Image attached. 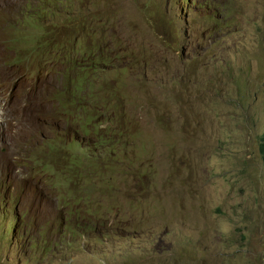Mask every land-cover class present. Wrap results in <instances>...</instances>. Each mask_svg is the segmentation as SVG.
Instances as JSON below:
<instances>
[{
	"label": "rangeland",
	"instance_id": "374dc122",
	"mask_svg": "<svg viewBox=\"0 0 264 264\" xmlns=\"http://www.w3.org/2000/svg\"><path fill=\"white\" fill-rule=\"evenodd\" d=\"M58 1L0 0V129L29 98L25 126L35 135L0 171V207L16 198L32 213L12 245L0 222V264H264V0H60L65 12ZM84 6L97 17H85ZM67 18L87 23L88 36ZM67 34L80 38L70 40L73 57L100 51L113 63L89 81L72 117L51 102L55 70L66 64L48 70L43 58L52 51L43 39ZM94 90L113 94L108 108ZM80 123L96 136L108 129L94 144L100 139ZM58 137L73 157L63 167L95 156L86 182L75 169L70 186L92 201L81 213L60 207L61 223L41 230L69 192L41 167L50 154L42 148L60 152L48 144Z\"/></svg>",
	"mask_w": 264,
	"mask_h": 264
},
{
	"label": "trees",
	"instance_id": "16d2710c",
	"mask_svg": "<svg viewBox=\"0 0 264 264\" xmlns=\"http://www.w3.org/2000/svg\"><path fill=\"white\" fill-rule=\"evenodd\" d=\"M58 4H61V8L64 9V12L66 11L67 7H63L64 6V2H60V0L58 1ZM67 6V4H66ZM45 8V7H44ZM47 12V16L49 18L53 17L54 15V9L50 8V9H46ZM83 15L87 18H94L97 17L96 15H92L89 13V10L86 6H84L83 8ZM64 14V13H63ZM62 14V15H63ZM80 18H82L83 16H79ZM67 20L70 22L71 26L73 28H75V25H77L80 29V32L84 35V36H88L87 33V23H85L84 21L80 20L77 23H74V21L71 23L72 18H67ZM108 19H104V25L103 26H108L107 24ZM92 25V23L90 24ZM106 34H107V30ZM100 38L103 37L105 35V33L103 32L102 29H100ZM71 38H73L72 42L74 43L75 40L80 39L79 36H75L74 34H67V36L65 37V40H59L57 38H49V39H43V43L46 44V47H48L49 49H51V53L49 54H44L43 58L44 60H48L49 64H52V66H48L50 67L48 70H54V65H64L66 64V70H55L56 72V80L58 82V85L54 86V87H58L54 93H52V103H56L57 107L60 108V110H62L65 114H69L71 117L76 114L74 112V107H75V111L77 108L79 109H84V105H81L80 107H78L80 104H83V101L85 99L86 96H88L90 93H88L87 91L89 90V81L92 78H96V73L98 71H106L108 70L109 67L112 66V56L111 54H106V53H101L100 51H98V54H93L91 55V52H86L88 54L89 59H79L76 57H73L72 52L74 50V48L72 47V44L70 43ZM108 40H116L115 35L112 33L111 37ZM108 40H105V45L107 44ZM68 45H71L70 47H68ZM99 49H101L100 46H98ZM48 52V51H47ZM48 55H50V57H48ZM56 59L55 62H50V60ZM71 62V63H69ZM79 63H81V67L79 69H72V66H77ZM126 70V68H125ZM121 73V75H123L124 71ZM122 71V69L120 70ZM95 74V75H94ZM93 92L98 93V95L100 96V100H101V104L104 107L108 108V101H110L112 97V93H108V94H104L107 95L109 97H102V95L97 91L94 90ZM115 96L118 95V90L115 92L114 94ZM49 96V95H48ZM104 101H106L104 103ZM91 109H94L91 107ZM110 114V112H108L106 115ZM95 117H92L91 119H94ZM87 119V118H86ZM81 122L80 119L74 117L72 118V126L76 127L75 130V134L77 135L78 131V122ZM82 127V132L83 135L85 134L84 130L85 129H90L92 130V132L90 133V136L93 135L95 137H98L100 140L95 141L94 144H98V142L101 141L100 136H102V132H105L107 129L104 130V128H102V132L96 136V132L97 130L93 131V127L90 125H87L86 123H84L83 125L80 123ZM96 134V135H95ZM89 136V135H87ZM111 136H113V134H111ZM59 139H62V141L60 142V140H50L48 142L49 145H52L54 143H58L60 145L59 149L60 152L58 154L52 153V151H50L48 149V147L42 148L43 149H47L50 154L45 156V159H41L40 162L42 163L41 167L44 170V172H49L48 175V180L49 183L52 181V185L55 182H59L61 181V177L64 178V183H61V190H64V187H67L69 192V194H63L62 198H64V206L58 205L54 211H52V219L48 220L45 222V224L42 226L41 230H44L46 225H50L52 226L49 222L51 221L54 226H58V224H60V216L58 215L57 211L58 209H60V207H67V206H71L72 208H77L80 210V213L82 211L81 208V204H90L92 201V198H90V200H88L87 198H82L80 196V193H87V190L84 189L83 186L80 187V189H70V186H72L75 183V179H77V175L74 174V170L78 169L82 172L81 178L83 179V184L86 182L85 180V172L86 170L89 168L90 164L89 162L91 161L90 157H93V159H95L94 155H89L88 157H81L80 161H81V166L79 167H68L65 168L62 165V160L64 158H73L72 155H70L68 153V151H61L62 148L61 146L65 147L63 145L65 138H61L58 137ZM80 140L77 139V141L74 140L72 142V145L74 146H78L80 148L83 149V145L79 144ZM90 146V144H89ZM74 148V147H73ZM86 148L89 147L88 145H86ZM95 150V149H93ZM89 152V151H88ZM260 154L262 156V159L264 160V135L261 138V143H260ZM52 156L53 159H49V156ZM67 169H71L72 171H68L71 172L73 175L71 177H67L66 173H68ZM61 174V176H60ZM65 183H69V185L65 184ZM76 192V196L73 199V194L70 192ZM91 195V194H90ZM92 196V195H91ZM67 197L72 199L71 203L67 200ZM70 203V204H69ZM75 203H80L79 206H75ZM9 205L11 207H13L14 209L9 210ZM31 209L27 208L26 206L23 205V203L19 200H17L16 198L13 199L12 201H5L3 203V205L0 207V222L5 223V228H3V230L7 233V242H10V244H14L16 243L19 239H24L26 233H24V229H22V221L23 218L28 215V214H32ZM73 216H78L77 214H73ZM53 228V227H52ZM9 230H11V233L9 234ZM27 231V227L25 229ZM56 230V229H54ZM75 231V229H72ZM77 232L78 229H76ZM56 233V232H55ZM73 233L70 232V235H72ZM62 235V233H58V237L60 238ZM53 240V239H52ZM51 242L50 240H46L44 241V244L42 245V251L47 252L49 250V243ZM47 255V254H46ZM17 262H20V259H17Z\"/></svg>",
	"mask_w": 264,
	"mask_h": 264
},
{
	"label": "bare ground",
	"instance_id": "6f19581e",
	"mask_svg": "<svg viewBox=\"0 0 264 264\" xmlns=\"http://www.w3.org/2000/svg\"><path fill=\"white\" fill-rule=\"evenodd\" d=\"M1 77H3V75H1ZM14 80L13 76L10 81H7V83H11ZM39 91H41V98L43 99L46 94L44 91V85ZM30 103L31 100L26 98L25 105H15L12 113V121H9L7 126H3L0 129V147L6 149L5 154L3 156L0 155V171H3L4 167H9L10 162H12L14 158H17L21 148H23L26 142L32 137H35V135L25 126L29 124L26 122L27 117H24V112L26 111L24 108L30 106ZM39 110L40 107L34 103V109L31 114L33 113V115H35Z\"/></svg>",
	"mask_w": 264,
	"mask_h": 264
}]
</instances>
